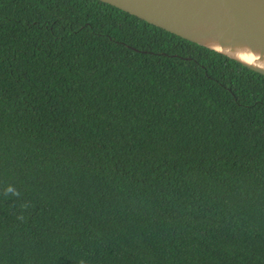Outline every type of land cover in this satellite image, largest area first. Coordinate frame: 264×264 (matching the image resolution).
Instances as JSON below:
<instances>
[{"label":"trees","instance_id":"16d2710c","mask_svg":"<svg viewBox=\"0 0 264 264\" xmlns=\"http://www.w3.org/2000/svg\"><path fill=\"white\" fill-rule=\"evenodd\" d=\"M0 264H264V75L101 0H0Z\"/></svg>","mask_w":264,"mask_h":264},{"label":"water","instance_id":"95a60500","mask_svg":"<svg viewBox=\"0 0 264 264\" xmlns=\"http://www.w3.org/2000/svg\"><path fill=\"white\" fill-rule=\"evenodd\" d=\"M264 75V0H101Z\"/></svg>","mask_w":264,"mask_h":264}]
</instances>
